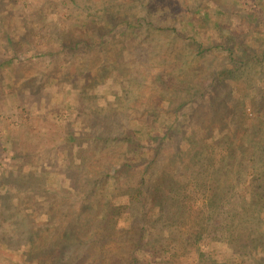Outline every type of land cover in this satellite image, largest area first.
Returning a JSON list of instances; mask_svg holds the SVG:
<instances>
[{
	"label": "trees",
	"instance_id": "1",
	"mask_svg": "<svg viewBox=\"0 0 264 264\" xmlns=\"http://www.w3.org/2000/svg\"><path fill=\"white\" fill-rule=\"evenodd\" d=\"M137 1L124 24L151 55L140 61V78L168 59L153 106L165 117L143 131L121 112L103 125L95 119L81 138L68 132V141L82 143L67 167L72 203L32 213L12 204L3 215L15 234L3 245L29 264H264V18L246 13L257 22L254 40L223 24L226 13L208 0H154L160 4L147 11V1ZM160 6L180 13L176 25L159 18ZM113 10L102 6L89 31L60 43L104 48L117 26ZM217 246L222 252L212 251ZM46 250L52 256H36Z\"/></svg>",
	"mask_w": 264,
	"mask_h": 264
},
{
	"label": "rangeland",
	"instance_id": "2",
	"mask_svg": "<svg viewBox=\"0 0 264 264\" xmlns=\"http://www.w3.org/2000/svg\"><path fill=\"white\" fill-rule=\"evenodd\" d=\"M141 1H147L145 11L149 6L153 9L154 2L160 4L154 0ZM206 2L226 13L222 23L228 28L236 27L247 38L257 40V22H249L247 19L251 17L246 13L254 9L257 21L263 19L260 4L264 0ZM137 3V0H0V264H29L21 252L3 245L15 234L13 218L3 215L9 213L12 204L30 207L28 212L32 213V207L38 210L55 202L72 203L69 185L73 180L67 167L71 154L82 143L78 142L80 139L77 143L68 141V132L81 138L95 119L103 125L109 117L121 112L136 117L130 126L143 131L151 128L152 120L158 124L165 117L159 111L161 118H157L153 106L160 96L157 88H161V82L167 85L166 78H162L165 74L162 66L168 63L166 55L163 54L162 65L153 66L149 75L140 78L136 73L140 61L151 59L150 52L140 45L142 35H129L124 24L136 12ZM102 6L114 9L109 17L117 25L111 34L105 35L109 41L105 47L95 46L94 52L85 43L78 45L76 51L63 47L60 37L68 34L67 43L76 41L83 35V29L89 31L92 15H98ZM161 8L159 18L166 24L176 25L181 19L180 13L172 17ZM95 38L97 42L100 40ZM166 52L172 55L170 49ZM206 62L213 64L215 60L208 58ZM100 66L107 69L99 70ZM162 93L164 98L170 97L167 92ZM161 108L166 110L168 105L163 103ZM151 130L159 132L160 126ZM216 135L220 133L217 131ZM117 201H124V195ZM212 251L222 252L219 246ZM36 256L52 254L46 250ZM144 256L153 259L148 252ZM187 260L180 264H198L193 258Z\"/></svg>",
	"mask_w": 264,
	"mask_h": 264
}]
</instances>
